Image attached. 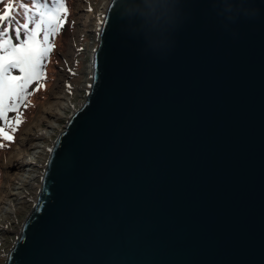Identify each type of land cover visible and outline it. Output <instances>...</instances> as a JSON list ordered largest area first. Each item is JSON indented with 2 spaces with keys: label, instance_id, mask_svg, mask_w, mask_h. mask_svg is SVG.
<instances>
[{
  "label": "water",
  "instance_id": "95a60500",
  "mask_svg": "<svg viewBox=\"0 0 264 264\" xmlns=\"http://www.w3.org/2000/svg\"><path fill=\"white\" fill-rule=\"evenodd\" d=\"M137 2L110 0L5 264H264V0Z\"/></svg>",
  "mask_w": 264,
  "mask_h": 264
},
{
  "label": "rangeland",
  "instance_id": "374dc122",
  "mask_svg": "<svg viewBox=\"0 0 264 264\" xmlns=\"http://www.w3.org/2000/svg\"><path fill=\"white\" fill-rule=\"evenodd\" d=\"M105 1L83 0L82 7L84 8H80L79 4L81 0H72L70 3V13L72 16L70 17L69 8L65 5L67 14H62V19L65 21L62 27L69 21L70 29L66 31L67 35H62V31L60 30L55 36L50 38V40L52 39L50 43L53 45V48L44 65L45 75L38 82H33L30 85L28 89L30 95L24 99L18 111L8 113L13 122L19 116L21 123L16 126L15 132L10 128H6V131L13 136L12 141L0 138V144L3 145L0 147V194L9 169L5 165V160L11 156L24 129L36 120L40 107L51 99V92L56 90L57 85L66 90L72 101L73 110H78L84 104L90 89L87 80L89 78L91 56L97 47L98 37L94 32V25L97 22L95 16L100 12ZM2 9L3 5L0 6V10ZM86 18L88 23L87 25H83ZM73 45L75 46L73 47ZM71 113L72 110L67 112L66 115L70 117ZM66 121V119L58 120L60 129H64ZM0 126H3V122H0ZM58 135L59 131H55L52 140H46L44 144H49L52 147ZM46 154L40 155L38 164L34 167L35 174L39 173V178L36 181L40 183L42 181V177L40 178V176L43 175L42 173L47 164L45 163V160H47ZM26 194L30 198L34 197L35 191L33 192L29 188ZM34 204L33 200H25V202L18 205L15 214L8 216L9 225L0 234V264H5L7 256L16 242L23 223Z\"/></svg>",
  "mask_w": 264,
  "mask_h": 264
},
{
  "label": "snow or ice",
  "instance_id": "6c2138e0",
  "mask_svg": "<svg viewBox=\"0 0 264 264\" xmlns=\"http://www.w3.org/2000/svg\"><path fill=\"white\" fill-rule=\"evenodd\" d=\"M0 3V138L12 141L6 128L15 132L21 120L17 116L13 122L8 113L18 111L30 95V85L45 75L44 65L53 48L50 37L60 31L67 8L65 0H31V6L21 0V23L14 15L19 10L13 0Z\"/></svg>",
  "mask_w": 264,
  "mask_h": 264
},
{
  "label": "bare ground",
  "instance_id": "6f19581e",
  "mask_svg": "<svg viewBox=\"0 0 264 264\" xmlns=\"http://www.w3.org/2000/svg\"><path fill=\"white\" fill-rule=\"evenodd\" d=\"M82 1L79 4L80 8H84L82 7ZM109 2L110 0L105 1L100 12L96 14L97 17L93 14L97 20L94 25V32L97 37L99 36ZM85 20V24L83 25H87L88 23L87 18ZM89 67L90 72L87 84L90 88L92 84L91 64ZM55 89L51 92V99L40 107L36 120L21 133L11 156L5 160V165L9 169L3 190L0 194V234L9 225L8 216L16 213L18 205L28 199L36 203L42 187V181L41 183L36 181L39 178V173L35 174L34 167L38 164L40 155L44 153H47L45 163L48 162L53 147V145L51 147L49 144H44V141H51L55 131H59V134L63 132L64 129H60L58 126V120H68L69 117L66 113L70 110H72V113L75 111V109L73 110L72 101L66 90H63L60 85H57ZM42 174L44 175V172ZM43 175L40 176L42 180ZM26 188H30L33 192L35 191V196L30 198L26 194Z\"/></svg>",
  "mask_w": 264,
  "mask_h": 264
},
{
  "label": "trees",
  "instance_id": "16d2710c",
  "mask_svg": "<svg viewBox=\"0 0 264 264\" xmlns=\"http://www.w3.org/2000/svg\"><path fill=\"white\" fill-rule=\"evenodd\" d=\"M5 1H7V0H5ZM71 1L72 0H65V5L69 8V17L70 16H72V14L70 13V8H71V5H70V3H71ZM21 2V0H14V4H15V6H16V8L19 10V14H17V13H15L14 12V15L16 16V19L19 21V22H23V19H22V17H23V10L22 9H19V3ZM23 2H25V3H27V4H29V6H31V0H23ZM1 5H3L2 3H0V6ZM69 22V21H68ZM68 22L63 26V27H61V31H62V35H67L66 33V31L68 30V29H70V25L68 24ZM63 29V30H62ZM50 38H52V37H50ZM52 41V39L50 40V42ZM39 81V80H38ZM38 81H35V83L36 82H38Z\"/></svg>",
  "mask_w": 264,
  "mask_h": 264
},
{
  "label": "clouds",
  "instance_id": "9594fccd",
  "mask_svg": "<svg viewBox=\"0 0 264 264\" xmlns=\"http://www.w3.org/2000/svg\"><path fill=\"white\" fill-rule=\"evenodd\" d=\"M135 7L137 8V13L135 14L134 17H128V16H122V17L127 18L129 20L135 18L143 19L144 18L143 12L141 10L150 7V5L148 4V0H138V2L135 4Z\"/></svg>",
  "mask_w": 264,
  "mask_h": 264
},
{
  "label": "built area",
  "instance_id": "2783aa9c",
  "mask_svg": "<svg viewBox=\"0 0 264 264\" xmlns=\"http://www.w3.org/2000/svg\"><path fill=\"white\" fill-rule=\"evenodd\" d=\"M92 57V56H91Z\"/></svg>",
  "mask_w": 264,
  "mask_h": 264
}]
</instances>
